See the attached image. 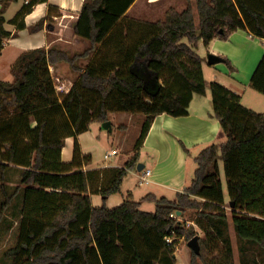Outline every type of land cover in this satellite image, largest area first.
<instances>
[{
	"label": "trees",
	"instance_id": "obj_1",
	"mask_svg": "<svg viewBox=\"0 0 264 264\" xmlns=\"http://www.w3.org/2000/svg\"><path fill=\"white\" fill-rule=\"evenodd\" d=\"M15 1L0 0V53L13 34L7 23L26 28V15L48 0H25L8 20L5 11ZM134 1L86 0L80 12L49 3L48 14L31 30L47 27L55 34L88 39L90 45L73 55L57 45L25 50L12 66L14 80L0 78L2 178L11 164L26 168L12 193L3 186L6 198L0 206L1 224L14 198L23 194L18 239L5 253L12 264H158L163 254L174 255L167 237L187 231L173 214L189 209L198 210L195 220L201 228L222 236L225 264H234L223 229L229 217L220 157L235 231L242 240L264 247V112L245 106L241 95L217 81L211 83L213 115L226 140L201 150L184 191L175 200L147 195L155 202L154 211L142 209L131 196L113 208L93 205L92 194L105 201L137 168L159 114L187 115L194 94L206 93L203 57L196 50L200 39L208 45L245 29L264 40V0H185L183 9L172 6L160 19L128 24L124 14ZM86 59L89 64L81 65ZM60 62L78 74L63 97L51 71ZM250 85L264 94V55ZM113 112L145 114L134 153L123 167L85 170L92 155L83 153L78 136ZM70 136L75 137L74 154L65 162L62 149ZM199 241L195 255L205 264H223L208 256V239Z\"/></svg>",
	"mask_w": 264,
	"mask_h": 264
},
{
	"label": "crops",
	"instance_id": "obj_2",
	"mask_svg": "<svg viewBox=\"0 0 264 264\" xmlns=\"http://www.w3.org/2000/svg\"><path fill=\"white\" fill-rule=\"evenodd\" d=\"M85 1L48 0L39 2L26 15L27 27L22 30H17L15 25L8 22L7 27L12 30L13 34L6 40L0 53V78L5 80V74L2 75V73L8 74L9 69L12 72V66L17 57L25 50L40 46L57 45L73 55L87 48L90 45L89 40L77 35L55 34L47 27L38 31L31 30L32 25L48 14L49 3L58 5L63 10L80 12ZM176 1L135 0L124 14V16H127L125 23L132 24L139 20L160 19L168 8L176 6ZM24 2L25 0L18 7H13L12 2L7 7L5 14L8 9L13 10L14 12H12L16 14ZM10 48L11 61L5 66L2 63L4 59L1 61V58ZM196 50L203 57L202 66L206 80V93L194 94L187 115L173 116L162 113L156 117L140 151L139 163L142 162L145 165L144 168L141 170L138 168L130 169L123 180L121 190L111 194L105 201L101 194H92L94 206L106 204V206L113 208L121 205L130 196L143 205V202L148 200L146 196L152 194L159 198L165 196L175 200L177 193L184 191L194 178L197 167L196 157L201 150L212 143L220 145L226 140L220 121L213 115L211 90L213 81H217L241 95L242 103L256 110L255 106L245 101V97L249 90L254 89L251 87L250 81L264 55V40L252 35L245 29H238L233 31L228 39L216 37L208 45L205 44L203 39H200ZM209 53L229 59L232 67L225 60L210 64L207 59ZM89 62L90 59L82 60L81 65L84 66ZM66 64L64 62L57 64L58 74L61 78H64V83L67 89L70 90L78 74L74 73L75 70L69 64L66 67ZM57 65H52L51 68L57 67ZM71 73L75 76H72ZM13 80L5 81L11 82ZM145 117L132 112L111 113L112 132H114L115 126L119 128V132L115 134L112 140H109L110 135L107 130L102 128L101 122H92L89 130L78 136L83 153L92 155V162L86 165L84 169L123 167L134 153V146L138 139V135L131 139L130 130L132 127L141 126ZM74 144V136L65 139V145L62 149L63 161L69 162L72 160ZM112 151H114V154L106 157V154L112 153ZM112 156L120 157L111 162L108 159ZM105 160H108V162ZM144 169H152V174L148 183L141 184L140 174ZM133 178L135 182L132 183L131 181V184L127 183L128 185H126V182ZM141 185L145 187L142 188Z\"/></svg>",
	"mask_w": 264,
	"mask_h": 264
},
{
	"label": "rangeland",
	"instance_id": "obj_3",
	"mask_svg": "<svg viewBox=\"0 0 264 264\" xmlns=\"http://www.w3.org/2000/svg\"><path fill=\"white\" fill-rule=\"evenodd\" d=\"M23 2V0L15 1L11 5L13 7H18L20 3ZM186 5L185 0H177L176 1V7L178 9H183ZM13 10H7L5 16L7 19L11 18L15 13L12 12ZM8 26H10L8 24ZM184 42H187V38L183 39ZM8 52L3 55L1 58L4 59L2 63L7 66L9 62L11 61V48L7 50ZM81 64V62H80ZM67 67V64L65 65ZM63 66V67H65ZM68 67H70L68 65ZM52 74L56 82L57 91L60 95V97H63L66 93L69 92V90L66 87V84L64 83V78H61L58 74V65L57 67H52ZM6 72V71H5ZM75 74H77L76 71H74ZM5 74V75H4ZM4 75L5 80H12L14 79V75L12 72H10V69L7 73H2ZM72 76H75L71 73ZM62 84H65L63 88H59ZM245 101L248 104H251L255 106L256 110L258 111H264V94L261 92L251 89L247 92V95L245 97ZM143 117V113H139ZM141 117V116H139ZM144 120L142 121L141 126L132 127L130 130V137L131 139L135 136L140 135L142 125ZM114 132L107 130L109 136V140H112L115 134L119 132L118 126H115ZM111 146V145H110ZM120 157V156H119ZM118 156H112L110 159H108L111 162H114ZM108 160H105L108 162ZM220 169H221V177L223 181L224 186V193L226 196V203L225 206L226 213L229 217L228 224L223 227L224 229V235H226L229 238L230 245L233 249V263L234 264H264V247L260 246L256 243H250L245 240H242L236 233L235 228L233 226L232 222V211L233 207L232 204H230V197H229V190H228V184L227 179L225 176L224 171V161L220 157L219 159ZM26 168L21 165H15L11 164L9 165V168L7 169L5 173V178H2V172L0 169V206L2 202L5 200L6 196L3 191V186L6 187L8 193H12L17 185H19L22 174ZM135 182V179L128 180L126 182V185L131 184ZM128 183V184H127ZM140 187L144 188V185H141ZM22 193L17 195L14 200L12 201V204L10 207L6 210L4 213V220L0 224V264H12V259L7 257L5 255L6 251L14 246L18 239L19 234V228H20V221H21V206H22ZM142 209L147 211H154L155 210V202L153 200H146L143 202V205H141ZM198 210L197 209H189L185 214H178L177 212L173 214V217L178 219V225H183L184 228L187 230L184 236L181 237H170V243L174 247V255L170 254H163V258L158 262V264H205V261L203 257H198L195 255L193 249L189 246V241L196 235L200 236V239H208L210 242L209 244V257H212L216 263H223L225 264L227 262L226 259V243L223 241L222 236H219L216 234V232H213V230L208 227L207 230L203 229L198 225L196 222ZM211 235H214L211 236ZM174 261V262H173Z\"/></svg>",
	"mask_w": 264,
	"mask_h": 264
},
{
	"label": "water",
	"instance_id": "obj_4",
	"mask_svg": "<svg viewBox=\"0 0 264 264\" xmlns=\"http://www.w3.org/2000/svg\"><path fill=\"white\" fill-rule=\"evenodd\" d=\"M207 59H208V62L210 64H216V63H219V62H223L224 61V58L221 57L220 55H217V54H214V53H209L207 55ZM102 128L105 129V130H109V131H112V122L111 120H107L105 122H102ZM144 164L142 162H140L137 166V168L139 170L143 169L144 168ZM234 204L232 203V206ZM178 214L181 213L180 210L177 211ZM199 238L200 236L199 235H196L194 236L190 241H189V246L196 252V253H200V241H199Z\"/></svg>",
	"mask_w": 264,
	"mask_h": 264
},
{
	"label": "built area",
	"instance_id": "obj_5",
	"mask_svg": "<svg viewBox=\"0 0 264 264\" xmlns=\"http://www.w3.org/2000/svg\"><path fill=\"white\" fill-rule=\"evenodd\" d=\"M65 86V84H62L61 86H59V88H63ZM114 151H112V153H107L106 157H109L110 155H113ZM152 174V169H144L142 171V173L140 174V183H148L150 180V176ZM167 240L170 242V237H167Z\"/></svg>",
	"mask_w": 264,
	"mask_h": 264
}]
</instances>
